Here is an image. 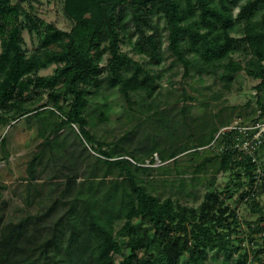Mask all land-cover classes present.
<instances>
[{"label": "trees", "instance_id": "trees-1", "mask_svg": "<svg viewBox=\"0 0 264 264\" xmlns=\"http://www.w3.org/2000/svg\"><path fill=\"white\" fill-rule=\"evenodd\" d=\"M24 1L0 0V124L11 125L29 116L45 119L48 133L41 132L42 150L28 164V180L37 179L34 164L49 150V180L64 182L49 185L50 202L39 213H28L18 221H6L0 213V264H206L208 251L222 253L223 262L264 264V237L260 244L254 238L263 232L259 226L243 222L236 207L213 214L211 203L218 201L213 191L197 208L152 194L135 177L129 161L138 162L128 151L135 133L127 132L116 142L100 141L87 129L85 116L90 98L104 83L107 89H117L128 107L133 96L144 103L157 92L162 72L151 73L133 60L120 50L123 43L132 45L152 66L159 65L168 52L172 64L182 66L185 78L191 71L199 77L221 72L220 79L228 87L233 75L243 71L259 80L257 94L264 93V0H63L64 14L73 23L69 31L34 18L23 8ZM24 30L38 36L34 51L23 48ZM236 53L242 59L235 60ZM51 66L55 67L52 74L40 75ZM42 94L46 103L33 108ZM181 97L182 102L193 100L185 90ZM49 105L47 115H56L58 121L44 116L42 111ZM258 105L264 115L260 97ZM101 116L107 119L105 113ZM74 126L83 148L71 152L62 147L65 152L54 156L59 139L61 145L68 141L71 145ZM4 141L5 136L0 147ZM217 141L222 152L214 158L221 160V169L243 167L250 189L256 165L228 148L231 134L220 135ZM149 142L137 141L133 152L157 151L158 143L154 149ZM87 145L100 155L92 167L98 161L105 165L100 177L84 170L90 156ZM186 149L182 146L168 158L175 160ZM113 169L117 175L107 182ZM263 181L256 198L247 201L253 212H261L255 201L263 193ZM4 189L0 183V200ZM230 235H236L235 242Z\"/></svg>", "mask_w": 264, "mask_h": 264}, {"label": "rangeland", "instance_id": "rangeland-1", "mask_svg": "<svg viewBox=\"0 0 264 264\" xmlns=\"http://www.w3.org/2000/svg\"><path fill=\"white\" fill-rule=\"evenodd\" d=\"M63 5V0H25L23 2V8L34 18L52 24L59 30L69 31L73 23L64 14ZM232 35L240 36V34ZM23 39L25 51L31 52L37 48L38 36L35 33L31 36L27 30H24ZM166 45L167 43L164 42L163 48ZM120 50L144 68L150 69L151 73L162 72V77L158 80L159 88L144 103L138 96H133V104L128 107L117 89L106 88L104 83L106 71H104L101 75L104 86L90 98L89 106L85 110L87 129L98 140L104 142H116L127 132L135 133L134 145L139 140L147 139V142L153 141L149 142L148 147L154 148L157 142V151L148 155L133 152L134 145L131 144L130 147L126 144V147L129 146L128 151L138 159V162L129 159L133 164L132 171L149 192L160 199L170 197L184 206L197 208L203 202L205 194L213 191L217 194L218 201L211 203L212 213L216 214L219 209L225 207L233 209L239 206V218L249 223L251 227L257 225L263 230L254 237L257 244L262 243L264 181L263 193L255 201L261 208V212H253L252 204L240 202L241 195L249 190L248 178L243 167L235 165L224 172L221 169V160L214 158L222 152V145L217 141L220 136L218 132L230 124L234 118L240 117L246 123L258 119L264 120L258 105L260 97L264 106V93L257 94L255 89L259 80H253L241 71L234 74L228 87H225V81L220 79L221 72L214 76L203 74L199 77L191 71L190 77L185 78L182 66L172 64L173 58L169 57L168 52H165V59L159 65L152 66L148 64L146 58L133 51L132 45L123 43L120 45ZM240 55L241 53H236L233 58L240 60L242 59ZM101 65L104 66L105 61ZM54 68L51 66L41 71L40 75H50ZM183 90L193 100L182 102ZM32 98L37 96L33 95ZM41 98L33 108L46 103V94H42ZM50 108L49 105L42 111L46 112L44 116H48V120L58 121L56 115L52 117L47 115V109ZM157 112H160L158 116ZM102 113L107 115V119H102ZM46 124L45 119L39 121L38 118L31 116L29 119H21L11 125L0 124V137L5 136L4 147L3 145L0 147V162L5 161L4 167L0 169V183L5 185V189L1 192L0 213L4 214L6 221H18L28 213H39L40 208L50 202L48 194L53 182H64V180H49L52 172L51 164L48 162L51 154L49 150L44 152L40 163L34 164L37 179L34 182L28 180V164L33 155L42 150L40 144L44 141V137L41 136V132L44 135L48 133ZM78 133L77 126H74L70 136V146L69 141L61 145L59 139L57 144H54V156L59 155L60 151L65 152L62 150L64 148L66 150L69 148L71 152L75 149L76 152L81 150L83 145H79L75 137ZM74 144L78 146L74 147ZM182 146L187 147L186 151L178 153L175 160H170L168 155ZM87 150L90 156L85 162L84 170H92L96 176L100 177L105 171V165L98 161L93 168L91 164L95 161L94 158L100 155L91 150L89 145ZM258 157L261 165H264V147L259 150ZM209 158L212 159L211 162L206 161ZM80 163L83 166V162ZM135 166L149 167V170L143 171L136 169ZM56 167L60 168V165ZM116 175L117 171L113 169L106 179L107 182L114 179ZM99 177L93 180H98ZM29 183L31 187H28ZM27 198L31 201L30 204L27 203ZM243 229L246 231L247 225H244ZM235 238L236 235H230L232 241ZM244 246L245 244L241 245V248ZM116 260H120V257H116ZM223 261L222 253L208 251L206 264H233L232 261Z\"/></svg>", "mask_w": 264, "mask_h": 264}, {"label": "built area", "instance_id": "built-area-1", "mask_svg": "<svg viewBox=\"0 0 264 264\" xmlns=\"http://www.w3.org/2000/svg\"><path fill=\"white\" fill-rule=\"evenodd\" d=\"M16 1L17 0H10L12 3ZM225 133L231 134V143L228 148L238 154H241L242 156L250 158L256 165L253 172V183L248 191L249 195L244 197L241 202V204H247L249 199L254 198L257 195L259 185L264 178V170L260 167L257 160V152L264 146V120L258 119L256 121L246 123L240 117L234 118L230 124L220 129L218 136ZM3 136L4 135L0 137V145ZM4 165V161L0 162V169L4 167ZM238 207L236 208L237 215L239 211Z\"/></svg>", "mask_w": 264, "mask_h": 264}]
</instances>
